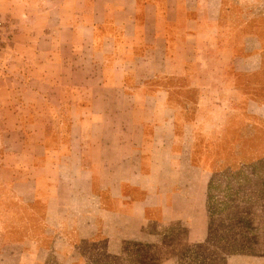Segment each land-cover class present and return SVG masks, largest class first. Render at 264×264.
<instances>
[{
  "label": "crops",
  "instance_id": "1",
  "mask_svg": "<svg viewBox=\"0 0 264 264\" xmlns=\"http://www.w3.org/2000/svg\"><path fill=\"white\" fill-rule=\"evenodd\" d=\"M222 5L0 0V186L22 215L35 186L66 247L152 242L175 223L207 237L210 172L185 151L209 110L240 102L254 60L253 37L220 25Z\"/></svg>",
  "mask_w": 264,
  "mask_h": 264
},
{
  "label": "rangeland",
  "instance_id": "2",
  "mask_svg": "<svg viewBox=\"0 0 264 264\" xmlns=\"http://www.w3.org/2000/svg\"><path fill=\"white\" fill-rule=\"evenodd\" d=\"M236 1L223 0L220 25L253 37L247 46L253 52V72L239 76L240 102L227 103L226 93L225 103L208 111L207 133L196 135L184 156V162L189 159L210 172L207 237L191 240L188 226L175 223L152 242L66 247L56 242L54 224L44 225V202L36 187L30 186V203L22 215L5 185L0 186V264H264V0ZM245 56L241 52L238 57ZM196 94L188 96L195 101ZM188 115L193 119L195 113ZM7 209L14 211L8 219Z\"/></svg>",
  "mask_w": 264,
  "mask_h": 264
},
{
  "label": "built area",
  "instance_id": "3",
  "mask_svg": "<svg viewBox=\"0 0 264 264\" xmlns=\"http://www.w3.org/2000/svg\"><path fill=\"white\" fill-rule=\"evenodd\" d=\"M5 29H6V20L0 14V53L3 51L5 46Z\"/></svg>",
  "mask_w": 264,
  "mask_h": 264
}]
</instances>
